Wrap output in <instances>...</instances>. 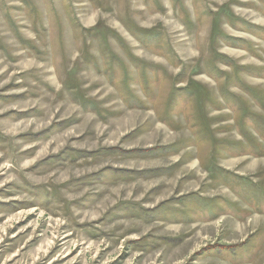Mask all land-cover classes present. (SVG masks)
Here are the masks:
<instances>
[{"label": "rangeland", "instance_id": "1", "mask_svg": "<svg viewBox=\"0 0 264 264\" xmlns=\"http://www.w3.org/2000/svg\"><path fill=\"white\" fill-rule=\"evenodd\" d=\"M0 264H264V0H0Z\"/></svg>", "mask_w": 264, "mask_h": 264}, {"label": "trees", "instance_id": "2", "mask_svg": "<svg viewBox=\"0 0 264 264\" xmlns=\"http://www.w3.org/2000/svg\"><path fill=\"white\" fill-rule=\"evenodd\" d=\"M3 205H5L6 206V208H7V204H5L4 202H1ZM9 207V206H8ZM10 209L9 210H14L15 209V206L14 205H10V207H9Z\"/></svg>", "mask_w": 264, "mask_h": 264}, {"label": "crops", "instance_id": "3", "mask_svg": "<svg viewBox=\"0 0 264 264\" xmlns=\"http://www.w3.org/2000/svg\"><path fill=\"white\" fill-rule=\"evenodd\" d=\"M173 174H174V173H173ZM173 174H172V175H173Z\"/></svg>", "mask_w": 264, "mask_h": 264}]
</instances>
